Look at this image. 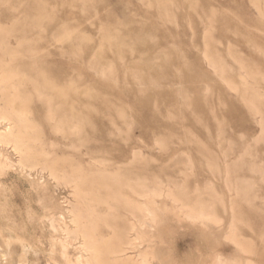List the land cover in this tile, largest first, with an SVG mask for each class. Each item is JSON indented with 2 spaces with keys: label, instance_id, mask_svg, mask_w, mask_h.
<instances>
[{
  "label": "rangeland",
  "instance_id": "rangeland-1",
  "mask_svg": "<svg viewBox=\"0 0 264 264\" xmlns=\"http://www.w3.org/2000/svg\"><path fill=\"white\" fill-rule=\"evenodd\" d=\"M93 1L86 0L85 5V1L82 2L80 0H0V24L3 31L6 30L5 28H9L6 33H10L8 36L4 35L9 38H0L5 39V42L8 41L7 43H9L10 47L14 48L17 46V40L23 37L35 36L29 38L35 41L38 40L37 42L31 41L33 44L30 43V46L26 45L27 47L24 46L23 49L20 47V50L22 49L25 52L24 61H26L24 62L22 59V61L16 60L17 63L14 62L20 65L21 69L18 67L19 71L24 69L29 73V71L33 70L30 66L32 61L28 59L32 53L25 50L28 47L38 48L41 45L39 48L42 50L40 51L41 58L37 61V64L39 68L44 66L41 68V73L44 72L46 76L50 75V78L52 77L50 79L47 76V80L49 79L54 84L57 83L56 86H59V90L63 85L65 87H63V91L67 89L68 93L70 90L72 92L74 87L76 89L79 87L80 90L77 92L78 90L74 89V93H69L71 96L68 94L64 97L65 99L60 98L59 100L58 92L52 94L57 98V101L53 102L54 105L51 103L53 107H51L52 113L54 114L55 112L52 117H50L52 115L50 114L51 110L47 107L50 102L49 97L52 96L51 93L48 96L46 95L48 99L45 98L46 93H44V98L41 95L40 98L42 97V99L40 100L39 98L40 101L38 100V103L35 100L27 107L31 110L30 119L34 127H36L35 132L37 131L38 133V136L37 133H33L34 136H37L38 142H35L34 153H32L33 155L31 154L33 159H28L29 162L31 161L30 163L27 162L28 160H23L21 153L12 145L0 144V264H69L62 259L59 252L53 250L60 239L58 237L63 238L64 233L60 232L55 235L50 229L51 225L48 217L57 211L70 213L73 210L76 212V208L80 207L78 209H81L84 207L83 204L86 205L88 202L87 199L84 200L86 201L85 203H83L84 201L80 202L82 199L79 200L74 183L69 182L72 180L71 175H73L74 170H82L80 172H84L83 175L93 181L96 179L95 176L101 174V171L105 168L104 166H109L113 173H121L119 170L124 169L122 174H119L121 179H127L132 173L133 175L131 174L130 176H133L131 177L133 180L129 179L131 180L130 182L140 180L141 182L138 181V184L142 183L145 186L148 184L147 188L150 191L153 190L150 188H154L155 192H152L155 196L158 194V190L160 194L163 193L160 191H166L162 195L158 194L155 197V204H157L154 205V209L157 208V221L150 224V226L141 227V223H137V217L135 219L131 214L125 215L121 206L117 207V212L115 211L118 215L115 218L113 217V219L112 217L110 218L112 219L110 224L112 223L111 225H113L115 232L120 237L122 236L121 238L127 233L128 219L137 223L138 229L131 231L132 233H129L130 236L128 235L134 245L125 246V254L121 256L123 260L135 262L142 261L145 258L148 264H221L223 258H228L236 262V264L239 261L243 264H248L249 262V264H264V0H164L168 2L167 4L159 0V6H157L158 3H155L157 0H150V4L154 3L151 6L147 0ZM171 1L176 3V9ZM72 2L74 3L72 4ZM160 3L161 9H159ZM163 4L165 6L169 4L166 6L168 8ZM45 5L46 8H50L47 10L43 7ZM258 5H261V7ZM37 9L40 10L38 11ZM164 9L167 11H163ZM160 12H165L164 14H167L166 17L168 15L170 18L172 17L168 19L171 22ZM41 15L42 17H48L44 19L45 23L42 21ZM31 16L32 18H37L38 20L36 19V21H41L42 23L40 22L39 24L42 27L40 25L39 28V26H35L36 24H32ZM163 17L165 18L163 19ZM28 19L32 21L28 23L31 22L32 26L35 27L33 32L30 30L33 29L32 26L27 23ZM164 20L168 22L166 23ZM172 23L174 24L172 25ZM64 24L66 25L64 26ZM27 25L31 26L30 29L28 27V31ZM16 26H18L17 29L22 31H18ZM22 26H25L24 29H21ZM63 26L64 29L67 26L69 30H64ZM41 28H45L44 32L40 31L42 30ZM10 29L11 31H9ZM66 30L68 31L67 33L72 35L70 37L72 44L69 43L70 40L65 42L67 45L63 42L65 40L60 41L61 33L64 35ZM57 31L59 32L57 33ZM114 31H118V35ZM141 31L143 36L140 34ZM40 32H43V38ZM78 32L82 35H79ZM103 32H106V34H103ZM11 33L14 36H11ZM33 33H36L37 36ZM107 34L108 37H104ZM38 36L39 38H37ZM53 36H56L55 39L58 38L59 41L52 40ZM85 36H88L87 39L91 43L85 39ZM145 36L147 37L145 38ZM75 37L76 39H74ZM106 37L109 39L108 43ZM120 37L122 38L121 40ZM150 37L152 39L149 40L148 38ZM115 38L116 41L119 40L120 42L117 41L115 43ZM8 39H11L10 42ZM42 39H45L46 44L41 43L44 42ZM93 39L94 42H92ZM151 40L153 42H150ZM74 41L79 42L77 44ZM141 41H143L142 44ZM80 42H85V46ZM110 42L114 45L117 44L114 48L111 45L112 51H110L111 46L108 50ZM118 45L123 47L122 53H120L121 49L117 47ZM72 46L73 48L77 47V49L79 46L80 50L74 49L75 53H73ZM103 47L105 48L104 50ZM82 49L83 52L81 51ZM98 49L101 50L99 51ZM102 50L103 54L101 53ZM78 51L81 52L79 53ZM207 51L208 55L206 54ZM95 52L99 53L96 55ZM111 52L115 56H112ZM67 53H73L70 57H75L74 60L73 58L70 59ZM76 53L79 55L77 58L82 56L84 58H81V60H79L80 58L77 59ZM117 53L121 55L119 56L121 59L116 55ZM100 54L101 56L98 57ZM1 55L2 53H0ZM166 57L167 59L165 60ZM209 57L212 58L210 59ZM208 58L211 62L208 61ZM102 59L105 61H101ZM158 59H161L160 61L162 62L158 61ZM7 60L8 58L6 57L4 59L5 63L8 62ZM77 60L78 62H76ZM138 60L141 63H146V66L145 64L142 65ZM20 61L21 64L19 63ZM90 62L92 63L91 65ZM111 62H114V65ZM156 62H159V64L154 65ZM8 63L15 67L17 66L13 62ZM108 63H111L113 67L110 68ZM102 65H106L105 69H103L104 66L101 67ZM95 66H97L96 69L98 68L97 71H95ZM221 67L225 72L223 70L219 71L222 69ZM113 68L114 73L112 72L113 74H111L110 71ZM128 68L129 70H127ZM162 68L164 71H161ZM130 69L135 71L131 72ZM141 70H143V73L142 76H139V72L140 74L142 72ZM149 70L152 71L150 72ZM176 70L179 74L176 73ZM46 71H49L48 74ZM102 71L110 74L108 75L106 72L104 74ZM99 72L103 74L101 73L100 75ZM144 72L147 77H145ZM219 72L223 73L220 74ZM31 74H33V71ZM135 74L137 78L133 76ZM102 75L107 76V78ZM110 75H115L114 77L117 79L113 76L111 77L116 82L119 80V84L115 83L114 80L113 82L112 79L109 80L111 77L108 76ZM157 76L160 78H157ZM78 78H80L79 81ZM52 79H55L56 82ZM136 79L140 81L137 82ZM78 82L81 84L78 85ZM68 84L71 85V88ZM139 84H142L143 88ZM161 85L162 87H160ZM148 86H151L149 90ZM152 86H156V88L153 89ZM157 88H160V90L156 91ZM89 89L95 93L97 91L96 94L98 96L96 94H94L95 97L97 96L96 98L91 96L94 92ZM23 90L26 91L24 88ZM83 90L84 92L87 91L86 94L81 92ZM139 91L141 94L138 95ZM179 92L182 93L179 94ZM87 93H91V98ZM1 95L0 104L1 107H4L7 96L4 95L3 97V93ZM105 97H107V100ZM252 97L255 99H252ZM92 98L96 103L93 102ZM136 98L138 99L136 100ZM256 98H259V100ZM44 99H47V101ZM61 100H64V103L62 102L64 105L61 104L62 108L57 109ZM67 100L68 104L66 103ZM1 101L3 102L1 103ZM43 101L46 103H43ZM71 101H74L72 103L74 105L71 104ZM257 103L256 107L258 106L257 108L262 112L263 120L260 119L259 115L251 111L250 106ZM112 104L115 105L112 106ZM64 106H67L68 109ZM45 107L47 108L45 109ZM72 107L75 108L73 109ZM155 107L159 111L158 109L156 111ZM77 108L79 111L82 110L80 114L82 116L83 113L87 120L85 117L83 119L80 116L83 119L81 121L82 119L79 116L77 117L78 113L75 114L78 112ZM54 109L58 113L61 110L60 114L62 115L67 110L65 114L69 116L66 117H69V121L72 118L70 123L66 120V125V121H63L66 118L65 115H59ZM46 111L49 113L47 114ZM87 111H93L91 112L93 117ZM95 111L96 113H94ZM119 111L124 112L123 115ZM211 111L214 113L212 112L213 114H211ZM70 112H73L72 117H70L72 115ZM124 114L126 117H124ZM167 115L171 117H169L170 121ZM211 115L214 116L211 117ZM59 116L62 118H59ZM75 117L79 118L80 125L84 123L83 127L85 126L87 129L80 127ZM122 117L123 119L120 120ZM89 118L93 122L90 121L92 123L89 122L90 125L87 123L88 126L86 122L89 121ZM59 119H62L63 122H61L64 123V127L61 122H58L60 121ZM165 119L167 120L165 121ZM72 121H75L76 123H74L78 127ZM260 121L262 122L260 123ZM51 125L53 126L52 128ZM71 125H74V127L72 126L73 132L70 129L72 128ZM90 126H93V128H90ZM5 127L6 122L0 120V132H3ZM74 129H78L79 132L74 134V131H77ZM189 130L191 131L189 132ZM81 133L82 135H79ZM80 136L82 138L78 139ZM192 141H194V144ZM98 142L100 143L98 144ZM195 142L198 144L196 145ZM162 143L163 145H161ZM167 145L169 146L167 147ZM204 146L208 147V150L205 149L207 151L204 150ZM164 147L168 149L166 150ZM35 155H40L38 156L40 158L36 157L35 159ZM36 160L38 161L32 162ZM87 171L93 174L87 173V175ZM123 173H125L124 178L122 176L124 175ZM102 178L100 177V179ZM143 179L147 181L144 180V182ZM88 181L90 182L91 180ZM135 183L133 184L135 185ZM158 185L163 187L159 189ZM111 189L117 190L114 186ZM168 191H172L171 193L174 191L173 194L180 198L184 195L181 199L185 203H197L200 208H204L207 205V209L205 207L204 211L208 210V213H205L208 215V219L203 223L195 219L186 218L181 212L179 202L173 203L172 199L168 197V194H170ZM76 201H79L78 204L81 203L82 207L78 206ZM199 201L203 202L204 205L202 204V206ZM101 206L102 204L95 206V208L97 207L96 210L100 215H105L106 210L104 209H106V206L103 205L105 207L102 208ZM121 209L122 211H120ZM123 215L128 219L122 218ZM103 225L104 227H102ZM102 226L99 229L102 237L105 240H114L112 242L118 244L119 238L115 239L112 230L109 231L110 229H108L109 227L106 224H102ZM231 229L235 230L236 236L234 235V238L239 244H235L233 238V242L230 240L233 237L230 236ZM70 256L72 259L75 258L74 250H71Z\"/></svg>",
  "mask_w": 264,
  "mask_h": 264
},
{
  "label": "bare ground",
  "instance_id": "bare-ground-1",
  "mask_svg": "<svg viewBox=\"0 0 264 264\" xmlns=\"http://www.w3.org/2000/svg\"><path fill=\"white\" fill-rule=\"evenodd\" d=\"M70 1H72V0H70ZM80 1H82V2H84L85 1V5H86V0H80ZM91 1H93V0H91ZM147 1H149V4L151 3V1L150 0H147ZM153 1H155V0H153ZM158 1V2H157ZM155 3H158V5L157 6H159V0H157ZM161 2L162 1H164V0H160ZM168 1V0H167ZM174 1V0H173ZM191 1V0H190ZM253 1V0H252ZM94 2V1H93ZM93 2H90V3H93ZM166 4L168 3V2H166V1H164ZM170 2V1H169ZM172 2V1H171ZM259 2V1H258ZM47 3H49V2H47ZM66 3V2H65ZM74 2H72V4H73ZM172 3H174V2H172ZM50 4V3H49ZM71 4V3H70ZM170 4V3H169ZM168 4V5H169ZM175 4L176 3H174V6H175ZM47 5V4H46ZM46 5L45 6H43V7H45L46 8ZM88 5V4H87ZM147 5V4H146ZM151 5H154V3H152V4H150V6ZM164 6H165V4H163ZM163 5H162V7H163ZM168 5H166V6H168ZM63 6H64V4H63ZM73 6V5H72ZM83 7H86V6H84V5H82ZM92 6V5H91ZM149 6V7H150ZM165 6V7H166ZM173 6V7H174ZM258 6H260L261 7V5H258ZM65 7V6H64ZM66 7H67V4H66ZM94 7V6H93ZM148 7V6H147ZM153 7V6H152ZM176 7L177 6H175L174 8L176 9ZM42 8V7H41ZM40 8V9H41ZM48 8H50V7H48ZM48 8H46L47 10H48ZM70 8V7H69ZM151 8V7H150ZM166 8H168V7H166ZM170 8V7H169ZM173 8V9H174ZM39 9V10H40ZM43 9V8H42ZM82 9H84V8H82ZM89 9V8H88ZM146 9H148V8H146ZM153 9V8H152ZM159 9H161V3H160V8ZM158 9V10H159ZM260 9V8H259ZM38 10V9H37ZM38 10V11H39ZM47 10H45V11H47ZM75 10V9H74ZM94 10V9H93ZM151 10V9H150ZM194 10V9H193ZM33 11H35V10H33ZM88 11V10H87ZM94 11H96V10H94ZM152 11V10H151ZM160 11V10H159ZM163 11H167V10H163ZM179 11V10H178ZM40 12H42V11H40ZM40 12H39V14H40ZM170 12V11H169ZM262 12V11H261ZM34 13V12H33ZM52 13V12H51ZM160 13H162V12H160ZM165 13V12H164ZM164 13H162V14H164ZM168 13V12H167ZM260 13V12H259ZM37 14V13H36ZM84 14V13H83ZM170 14V13H169ZM42 15H44L43 13H42ZM42 15L40 16V17H42ZM48 15V14H47ZM165 15V14H164ZM167 15V14H166ZM166 15H165V17H166ZM197 15V14H196ZM214 15V14H213ZM38 16V15H37ZM46 16V15H45ZM48 16H50V15H48ZM84 16V15H83ZM97 16V15H96ZM165 17H163V19L165 18ZM215 17V16H214ZM31 18H32V16H31ZM45 18H48L47 16L46 17H42V21H44V19ZM161 18V17H160ZM167 18V20L168 19H171L170 17H169V15H168V17H166ZM37 19V18H36ZM36 19H35V17H33L31 20L33 21H31V20H29L28 19V21H27V23L29 22V21H31L32 22V24H36L35 26H39V28H40V25L41 24H39L40 22L39 21H36ZM50 19V18H49ZM54 19H56V18H54ZM174 19H176V18H174ZM38 20V19H37ZM40 20V19H39ZM26 21V20H25ZM50 21H51V19H50ZM165 21V20H164ZM169 21V20H168ZM167 21V22H168ZM31 22L30 23H28L29 25H31L32 26V24H31ZM166 22V21H165ZM166 22V23H167ZM169 22H171V21H169ZM211 22V21H210ZM26 23V22H25ZM42 23V22H41ZM44 23H45V21H44ZM43 23V24H44ZM47 23V22H46ZM64 23V22H63ZM174 23H172V25H173ZM191 24V23H190ZM45 25V24H44ZM43 25V26H44ZM51 25V24H50ZM66 24H64V26H65ZM90 25V24H89ZM132 25V24H131ZM205 25V24H204ZM212 25V24H211ZM210 25V26H211ZM18 26H20V25H18ZM18 26H16V29L18 28ZM31 26H28L27 25V31H28V27H29V29L31 28ZM64 26H63V29H64ZM176 26V25H175ZM25 27V26H24ZM24 27L22 26L21 27V29L23 28L24 29ZM41 27H42V25H41ZM62 27V26H61ZM100 27V26H99ZM103 27V26H102ZM121 27V26H120ZM129 27V26H128ZM174 27V26H173ZM189 27H190V25H189ZM5 28V27H4ZM14 28V27H13ZM20 28V27H19ZM32 28L33 29H30V30H32V32H33V30H35V27H33L32 26ZM112 28V27H111ZM124 28V27H123ZM178 28V27H177ZM6 30H4L3 31V28H2V26H1V24H0V37H5L6 35L8 36V35H10V33L8 32V33H6L7 32V30L9 29H7V28H5ZM16 29H14V30H16ZM37 29V28H36ZM42 29V28H41ZM45 29V28H44ZM44 29H42V30H40V31H43ZM62 29V28H61ZM65 29H67V30H69L68 28H67V26H66V28ZM64 29V30H65ZM103 30H105L104 28H102ZM110 29V28H109ZM108 29V30H109ZM213 29V28H212ZM18 31H20V29H17ZM46 30H47V28H46ZM66 30V33H64V35H63V33H61V36L62 37H59V38H61L60 39V41H62V40H65V41H63L64 42V44H66L65 42L66 41H69L70 40V37L72 36V35H70V33H67L68 31ZM116 30H117V28H116ZM115 30V31H116ZM140 30H141V28H140ZM144 30V29H143ZM192 30V29H191ZM9 31H11V29L9 30ZM13 31V30H12ZM17 31V32H18ZM22 31V30H21ZM20 31V32H21ZM62 31V30H61ZM60 31V32H61ZM99 31V30H98ZM102 31V30H101ZM106 31V30H105ZM114 31V32H115ZM145 31V30H144ZM24 32V31H23ZM31 32V31H30ZM44 32V31H43ZM43 32L41 33L42 34V38H43ZM59 31H57V33H58ZM64 32V31H63ZM70 32V31H69ZM75 32V31H74ZM118 32V31H117ZM117 32H115L116 33V35H118V33ZM211 32V31H210ZM213 32V31H212ZM12 33H14V32H12ZM11 33V36H14L13 34ZM36 33H37V31H36ZM36 33H33V34H36ZM39 33V34H40ZM53 33H55V32H53ZM79 33V35L81 34L80 32H78ZM78 33H77V37H78ZM99 33V32H98ZM111 33V32H110ZM115 33H111V34H115ZM120 33V32H119ZM122 33V32H121ZM144 33V32H143ZM205 33V32H204ZM6 34V35H5ZM60 34V33H59ZM58 34V35H59ZM75 34V33H74ZM84 34V33H83ZM102 34V33H101ZM103 34H106V32H103ZM108 34H109V32H108ZM108 34L107 35H104V37L105 36H107L108 37ZM140 34H142V31L140 32ZM139 34V35H140ZM147 34V33H146ZM150 34V33H149ZM206 34H207V32H206ZM5 35V36H4ZM44 35L45 36H47V34L46 33H44ZM54 35V34H53ZM82 35V34H81ZM85 35V34H84ZM100 35V34H99ZM116 35H115V37H116ZM36 36H37V34H36ZM60 36V35H59ZM109 36H110V34H109ZM114 36V35H113ZM119 36H120V34H119ZM131 36V35H130ZM138 36V35H137ZM142 36H143V34H142ZM148 36V35H147ZM147 36H145V38L147 37ZM30 38L32 37V36H29ZM27 38V37H23V38H21L20 40H17V46L14 48V47H10V45H9V43H7L8 41H4L6 38H9V37H5V39L3 40V39H1V41H0V53H2V57L0 56V93L2 94L3 93V97H4V95H6L7 97H6V104H5V106L4 107H1V104H0V120H4L5 122H6V127H5V129H4V131L3 132H0V144H3V145H12L17 151H19L20 153H21V156H22V159L23 160H28V159H30V158H32L33 156H31V154L32 153H34V149H35V146L34 145H36V143L35 142H38V140H37V136H38V133H37V131L35 132V128L36 127H34V125H33V123L31 122L32 120L30 119V111L31 110H29L30 108H27L28 106H30V104H32V102L33 101H35L36 100V102L39 100V98H40V96L42 95H44V93H46L45 94V98H47L46 97V95L48 96V94L50 95V93H51V95L52 94H54V93H56V92H58L59 94H57V95H59V98H58V100L61 98V99H63L64 97H66L70 92H71V90H70V88H71V85L70 84H68V85H70V88H68L69 86L68 85H65V86H68L67 88L70 90V92L68 93L66 90L67 89H65L64 91H63V85L60 87L61 89L59 90V86H56V84L57 83H53V82H51V81H49V79L47 80V76L50 78V75H47L46 76V74L43 72V73H41V68L42 67H44V66H42L41 68H39V66H38V64H37V61L41 58L40 57V51H42V50H40L39 48L41 47V45H40V47L38 46V48L36 47L37 45H39V44H37L35 47L36 48H32V47H28V49H24L25 51H27V52H29V53H32V55L28 58V59H30L32 62V64H30V66H31V68L33 69H31L30 68V66H28L32 71H33V74H31V72L29 71V73H27V71L26 70H24V69H22V70H20L19 71V69H21V67H20V65H18V64H16L17 62H16V60H21L22 61V59H23V61H24V58L26 57L25 56V52H23V47L24 46H26V45H28V46H30V43H31V41H35V40H31L30 38ZM33 37H35V36H33ZM32 37V38H33ZM55 37L56 36H53V38H52V40L53 39H55ZM82 37H84V36H82ZM88 37V36H87ZM87 37L85 36V39H87ZM102 37V36H101ZM106 37V38H107ZM139 37H141V36H139ZM149 37V36H148ZM155 37V36H154ZM205 37V36H204ZM37 38H39V36L37 37ZM36 38V39H37ZM111 38V37H110ZM114 38V37H113ZM117 38V37H116ZM116 38H115V40H114V42L116 43L117 41L118 42H120L119 40H117L116 41ZM119 38V37H118ZM124 38V37H123ZM128 38V37H127ZM126 38V39H127ZM14 39V38H13ZM47 39V38H46ZM74 39H76V37L74 38ZM92 39V38H91ZM102 39V38H101ZM103 39H105V38H103ZM122 38L120 37V40H121ZM149 40L150 39H152L151 37L150 38H148ZM9 40V42H10V40L11 39H8ZM40 40V39H39ZM43 40V39H42ZM51 40V39H50ZM51 40V41H52ZM55 40H57V41H59L58 40V38H56ZM78 40V39H77ZM83 40V39H82ZM81 40V41H82ZM88 40V39H87ZM109 39L107 38V43L109 42L108 41ZM112 40V41H113ZM143 40V39H142ZM154 40V39H153ZM38 40H36L35 42H37ZM44 42H41V43H45L46 44V42H45V39L43 40ZM46 41H48V40H46ZM71 41L72 40H70V42L69 43H71ZM84 41H86V40H84ZM88 41H90V40H88ZM87 41V43L89 44V42ZM105 41V40H104ZM131 41V40H130ZM147 41V40H146ZM40 42V41H39ZM74 42H76V41H74ZM77 42H79V41H77ZM76 42V43H77ZM83 42V41H82ZM82 42H80V43H82ZM92 42H94V39H93V41ZM125 42V41H124ZM123 42V43H124ZM134 42V41H133ZM139 42V41H138ZM137 42V43H138ZM142 42L143 41H141V44H142ZM150 42H153L152 40L150 41ZM85 43V42H84ZM84 43H82V44H84ZM90 43H91V41H90ZM106 43V42H105ZM111 43V42H110ZM122 43V45L124 46V44ZM31 44H33V43H31ZM49 44V43H48ZM72 44V43H71ZM70 44V45H71ZM74 44V43H73ZM78 44V43H77ZM77 44H75V45H77ZM144 44V43H143ZM147 44V43H146ZM67 45V44H66ZM91 45V44H90ZM99 45H101V44H99ZM104 45V44H103ZM102 45V46H103ZM111 45H113V48H114V46H116L117 44H113V43H111V44H109V46H108V50H109V48H110V46ZM120 45V44H119ZM117 46L118 48L120 47V46ZM121 45V46H122ZM135 45V44H134ZM139 45V44H138ZM147 45H149V44H147ZM146 45V46H147ZM31 46H33V45H31ZM84 46H85V44H84ZM88 46V45H87ZM105 46V45H104ZM127 46H128V44H127ZM143 46V45H142ZM20 47L22 48L21 50H20ZM27 47V46H26ZM56 47V46H55ZM83 47V46H82ZM81 47V48H82ZM116 47V48H117ZM126 47V46H125ZM140 47V46H139ZM172 47V46H171ZM72 48H73V46H72ZM98 48V47H97ZM115 48V49H116ZM122 48L123 47H120V53H122L121 51H122ZM126 48H129V47H126ZM145 48V47H144ZM174 48V47H173ZM39 49V50H38ZM63 49V48H62ZM74 49L76 50L77 49V47L76 48H73V51H74ZM78 49H79V46H78ZM77 49V50H78ZM105 48L103 47V50H104ZM112 49V46H111V48H110V51H112L111 50ZM80 50V49H79ZM99 51L101 50V49H98ZM97 50V51H98ZM103 50L101 51V53L103 52ZM107 50V51H108ZM132 50V49H131ZM166 50V49H165ZM57 51V50H56ZM60 51V50H59ZM66 51V50H65ZM70 51H72V50H70ZM82 52H83V49L81 50ZM80 51V52H81ZM116 52H117V50H115ZM130 51V50H129ZM134 51V50H133ZM68 52V51H67ZM79 52V51H78ZM79 52V53H80ZM119 52V51H118ZM135 52V51H134ZM73 53H75V51L73 52ZM73 53L72 54H70V53H67V54H69V57H70V55H73ZM97 53H99V52H95V54L97 55ZM133 53V52H132ZM131 53V54H132ZM208 53V51L206 52V54ZM49 54V53H48ZM66 54V55H67ZM83 54V53H82ZM95 54H93L94 56H96ZM103 54V53H102ZM111 54H112V56H115V55H113V53L111 52ZM126 54V53H125ZM27 55V54H26ZM104 55H105V53H104ZM118 57L119 56H121V55H119L118 53L116 54ZM124 55V54H123ZM143 55V54H142ZM161 55V54H160ZM164 55V54H163ZM208 55V54H207ZM43 56V55H42ZM68 56V55H67ZM76 58H77V56H79V55H77V53H76ZM93 56V57H94ZM99 56H101V54L100 55H98V57ZM103 56V55H102ZM106 56V55H105ZM141 56V55H140ZM165 56V55H164ZM167 56V55H166ZM205 56V55H204ZM8 58V62H10V63H14V62H16V63H14V64H16L17 66L15 67V66H13L12 64H9L8 62L7 63H5L6 61H4V59L5 58ZM61 57H62V55H61ZM60 57V58H61ZM64 57V56H63ZM107 57V56H106ZM117 57V58H118ZM145 57V56H144ZM158 58H159V56H157ZM161 57V56H160ZM169 57V56H168ZM172 57V56H171ZM206 57V56H205ZM44 58H45V56H44ZM48 58V57H47ZM71 58H73V60H74V58L75 57H73V56H71L70 57V59ZM80 58V57H79ZM79 58H77V59H79ZM81 58H84V56H82ZM81 58L79 59V60H81ZM96 58V57H95ZM103 58V57H102ZM120 58V57H119ZM122 58H123V56H122ZM132 58V57H131ZM133 58H134V55H133ZM142 58V57H141ZM154 58V57H153ZM170 58V57H169ZM173 58V57H172ZM210 58V57H209ZM208 58V59H209ZM212 58V57H211ZM210 58V59H211ZM27 59V58H26ZM99 59V58H98ZM97 59V60H98ZM101 59V58H100ZM104 59V58H103ZM103 59L101 60V61H103ZM121 59V58H120ZM167 59V57L165 58V60ZM207 59V60H208ZM210 59L208 60V61H210ZM69 60V59H68ZM83 60V59H82ZM96 60V61H97ZM109 60V59H108ZM161 60V59H160ZM159 59H158V61H160ZM164 60V61H165ZM169 60V59H168ZM21 61L19 62L20 64H21ZM26 61V60H25ZM24 61V62H25ZM28 61V60H27ZM91 61V60H90ZM95 61V62H96ZM105 61V60H104ZM103 61V62H104ZM107 61V60H106ZM124 61V60H123ZM138 61H140V60H138ZM155 61V60H154ZM156 61H157V59H156ZM44 62V61H43ZM76 62H78V60L76 61ZM83 62V64H84V60L82 61ZM92 62V61H91ZM90 62V65L92 64ZM108 62V61H107ZM109 62H110V60H109ZM160 62H162V61H160ZM211 62V61H210ZM106 63V62H105ZM112 64L114 63V62H111ZM111 63H108V64H110V68L111 67H113V66H111L112 64ZM140 63H141V61H140ZM149 63V62H148ZM154 63V62H153ZM216 63V62H215ZM79 64V63H78ZM88 65H89V63H87ZM96 64H97V66H98V63L96 62ZM108 64H106V65H108ZM116 64V63H115ZM125 64V63H124ZM142 65L143 64H145V66H146V63H141ZM157 64H159V62H156V64H154V65H157ZM170 64H171V62H170ZM211 65H212V63H210ZM23 65V64H22ZM21 65V66H22ZM29 65V64H28ZM40 65V64H39ZM89 65V66H90ZM94 65V64H93ZM92 65V66H93ZM106 65L104 66V65H102L101 67H103L104 66V68L103 69H105V67H106ZM114 65V64H113ZM121 65V64H120ZM132 65H134V66H136L135 64H132ZM141 65V66H142ZM152 65V64H151ZM161 65V64H160ZM166 65V64H165ZM164 65V66H165ZM168 65V64H167ZM88 66V67H89ZM97 66H95V69H96V67ZM122 66V65H121ZM137 66H138V64H137ZM159 66V65H158ZM18 67H19V69H18ZM27 67V69L29 70V68ZM87 67V68H88ZM108 67V66H107ZM116 67V66H115ZM123 67V66H122ZM157 67V66H156ZM162 67V66H161ZM161 67H160V69H161ZM215 67H217L216 65H215ZM109 68V67H108ZM108 68H107V70H108ZM154 68V67H153ZM158 68V67H157ZM222 68V67H221ZM101 69V68H100ZM103 69H101V70H103ZM132 69V68H131ZM130 69V71L131 72H133V71H135V70H131ZM160 69H158V70H160ZM165 69V68H164ZM217 69H218V67H217ZM216 69V70H217ZM220 69V68H219ZM24 70V71H23ZM44 70H46V69H44ZM44 70H42V71H44ZM92 70V69H91ZM98 70V68L95 70V71H97ZM100 70V71H101ZM110 70H112V69H110ZM115 70H116V68H115ZM126 70V69H125ZM127 70H129V68L127 69ZM147 70V69H146ZM223 70V68L221 69V70H219V71H222ZM26 71V72H25ZM75 71V70H74ZM93 71V70H92ZM114 68H113V70L112 71H110V73L111 74H113L114 72ZM117 71V70H116ZM138 71H139V69H138ZM142 72H141V74H140V72H139V76L141 75L142 76V73H143V70H141ZM150 71V70H149ZM148 71V72H149ZM152 71V70H151ZM150 71V72H151ZM161 71H164L163 70V68H162V70ZM177 71V70H176ZM47 72V71H46ZM49 72V71H48ZM48 72H47V74H48ZM94 72V71H93ZM103 72V71H102ZM101 72V73H102ZM106 72V71H105ZM105 72H103L104 74H105ZM113 72V73H112ZM154 72H155V70H154ZM167 72V71H166ZM223 72H225L224 70H223ZM223 72H221V73H223ZM75 73V72H74ZM101 73L99 72V74L101 75ZM102 73V74H103ZM107 73V72H106ZM109 73V74H110ZM137 74H138V72H136ZM160 73H162V72H160ZM177 74H179V72L177 71L176 72ZM220 73V72H219ZM218 73V74H219ZM220 73V74H221ZM31 74V75H30ZM98 74V75H99ZM108 74V73H107ZM108 74V75H109ZM132 74V73H131ZM134 74V73H133ZM155 74H156V72H155ZM97 75V74H96ZM116 75V74H115ZM114 75V76H115ZM144 75H145V72H144ZM159 75V74H158ZM52 76V75H51ZM103 76V75H102ZM111 76H113V75H110V76H108V77H111ZM113 76V77H114ZM117 76V78H119L118 77V75H116ZM126 76V75H125ZM135 78H137L136 77V74L135 75H133ZM132 76V77H133ZM150 76H151V74H150ZM162 76V75H161ZM175 76V75H174ZM179 76V75H178ZM81 77V76H80ZM103 77H105V76H103ZM145 77H147L146 75H145ZM159 76H157V78H158ZM176 77V76H175ZM52 78V77H51ZM50 78V79H51ZM105 78H107V76L105 77ZM114 78H116V77H114ZM114 78H109V80L110 79H112V81L114 80L115 81V79ZM116 78V79H117ZM140 78V77H139ZM152 78V77H151ZM160 78V77H159ZM166 78V77H165ZM82 79V78H81ZM84 79V78H83ZM132 79H134V78H132ZM141 79V78H140ZM143 79V78H142ZM176 79V78H175ZM223 79V78H222ZM53 81L55 80V79H52ZM73 80V79H72ZM76 80V79H75ZM80 80V78H78V81ZM107 80V79H106ZM137 80V79H136ZM136 80H135V82H136ZM153 80V79H152ZM224 80V79H223ZM245 80V79H244ZM69 81H70V79H69ZM113 81V82H114ZM138 81H140L139 79L137 80V82ZM142 81V80H141ZM54 82H56V80L54 81ZM66 82V81H65ZM73 82V81H72ZM75 82V81H74ZM118 82H119V80H118ZM118 82H116L115 81V83H118ZM134 82V83H135ZM246 82H247V79H246ZM246 82H244V83H246ZM70 83H71V81H70ZM76 84H77V82H75ZM79 83V82H78ZM142 83V82H141ZM150 83V82H149ZM148 83V84H149ZM156 83V82H155ZM158 83H161V82H158ZM248 83V82H247ZM72 84V83H71ZM81 83H79L78 85H80ZM113 84V83H112ZM119 84V83H118ZM125 84V83H124ZM136 84V83H135ZM142 84H144V83H142ZM142 84H139V85H142ZM145 85V84H144ZM153 85V84H152ZM155 85H157V84H155ZM231 85V84H230ZM246 85V84H245ZM74 86H76V85H74ZM114 86H116V85H114ZM127 86V85H126ZM125 86V87H126ZM89 87H90V85H89ZM122 87H124V86H122ZM128 87V86H127ZM139 87V86H138ZM145 87V86H144ZM147 87V86H146ZM149 87H151V86H148V90H149ZM153 87V89H155L156 88V86H152ZM158 87H159V85H158ZM160 87H162V85L160 86ZM236 87V86H235ZM23 88L24 89H26V91L25 90H23ZM65 88V87H64ZM72 88H73V86H72ZM141 88H143V85L141 86ZM176 88V87H175ZM180 88H182L181 86H180ZM231 88L233 89V87L231 86ZM74 89H76L75 87H74ZM74 89H72V92L74 93ZM93 89V88H92ZM76 90H78L77 92H79L80 90H79V87H78V89H76ZM89 90H91V89H89ZM89 90H88V92H89ZM94 90V89H93ZM93 90H91V91H93ZM120 90V89H119ZM147 90V91H148ZM160 90V88L158 89L157 88V90L156 91H159ZM162 90V89H161ZM182 90H183V88H182ZM181 90V91H182ZM238 90V89H237ZM236 90V91H237ZM46 91V92H45ZM66 91V92H65ZM90 91V92H91ZM138 91V90H137ZM146 91V92H147ZM177 91H179V90H177ZM48 92V93H47ZM67 93V94H65V93ZM71 92V93H72ZM81 92H83V93H85L86 94V92L87 91H85L84 92V90L83 91H81ZM94 92V91H93ZM93 92H91V93H93ZM142 92V91H141ZM184 92V91H183ZM238 92V91H237ZM90 93V94H91ZM96 93H97V91H96ZM95 92L93 93V94H91V96H93V97H95L94 96V94H96ZM144 93V92H143ZM176 93V92H175ZM180 93H182V92H179V94ZM0 94V95H1ZM80 94H82V93H80ZM87 94H89V93H87ZM90 94H89V97H90ZM99 94V93H98ZM139 94H141L140 93V91H139V93H138V95ZM146 94V93H145ZM179 94H177L178 96H179ZM56 95V94H55ZM70 95V94H69ZM73 95H75V94H73ZM78 95V94H77ZM97 95V94H96ZM2 96V95H1ZM53 96V95H52ZM52 96H50V97H52ZM71 96V95H70ZM80 96V95H79ZM82 96H83V94H82ZM98 96V95H97ZM96 96V97H97ZM102 96V95H101ZM49 97V103L47 104V107L48 108H50V110H51V107H52V104H53V102L56 100L57 101V98L56 97H52V98H50ZM88 97V98H89ZM95 97V98H96ZM100 97V96H99ZM98 97V98H99ZM104 97V96H103ZM137 97V96H136ZM143 97H145V96H143ZM180 97V96H179ZM43 98H44V96H43ZM54 98H56V99H54ZM69 98V97H68ZM67 98V99H68ZM72 98V97H71ZM75 98H77V97H75ZM91 98V97H90ZM89 98V99H90ZM107 97H105V99H106ZM187 98V97H186ZM186 98H183V99H186ZM5 99V98H4ZM42 99V97L40 98V100ZM48 99V98H47ZM47 99H44V100H46L47 101ZM65 99V98H64ZM100 99V98H99ZM138 98H136V100H137ZM140 99H141V96H140ZM245 99V98H244ZM247 99V98H246ZM248 99H249V97H248ZM248 99H247V101H248ZM252 99H255V98H253L252 97ZM251 99V100H252ZM256 99H258L259 100V98H256ZM1 100H2V98H1ZM39 100V101H40ZM70 100V99H69ZM73 100V99H72ZM92 100H93V98H92ZM98 100V99H97ZM104 100V99H103ZM107 100V99H106ZM144 100H145V98H144ZM250 100V99H249ZM257 100V101H258ZM64 101V100H63ZM62 100H61V103H59L57 106V109L59 108L60 109V107L62 106L61 104H63L64 102H63ZM98 101H101V100H98ZM142 101H143V98H142ZM188 101V100H187ZM3 101H1V103H2ZM63 102V103H62ZM66 102V101H65ZM76 102V101H75ZM93 102H95L94 100H93ZM155 102V101H154ZM249 102V101H248ZM253 102H254V100H253ZM256 102V101H255ZM260 102V101H259ZM38 103V102H37ZM39 103H41V102H39ZM43 103H46L45 101H43ZM43 103H42V105H43ZM52 103V104H51ZM67 104H68V100H67V102H66ZM72 103H74V101L72 102L71 101V104ZM96 103V102H95ZM107 103V102H106ZM110 103V102H109ZM185 103H187V102H185ZM189 103V102H188ZM250 103V102H249ZM55 104H57V103H55ZM78 104V103H77ZM76 104V105H77ZM105 104V103H104ZM4 105V104H3ZM46 105V104H45ZM54 105V104H53ZM64 105V104H63ZM72 105H74V104H72ZM76 105H75V107H76ZM108 105V104H107ZM115 105V104H114ZM113 104H112V106H114ZM256 105H258V103L257 104H253V105H251L250 106V108H251V111L253 112V113H255L256 115H259L261 118L260 119H262L263 120V118H262V112L259 110V108H257L256 107ZM44 106V105H43ZM68 106V105H67ZM65 107V108H67L68 109V107ZM69 106H70V103H69ZM84 106V105H83ZM86 106V105H85ZM188 106V105H187ZM47 107H45V109L47 108ZM56 107V106H55ZM54 107V108H55ZM71 107V106H70ZM69 107V108H70ZM75 107H72L73 109L75 108ZM94 107V106H93ZM103 107H104V105H103ZM156 107H157V105H156ZM156 107H155V110L157 111V109H156ZM191 107V106H190ZM208 107V106H207ZM206 107V108H207ZM53 108V107H52ZM62 108V107H61ZM65 108H63V109H65ZM71 108V109H72ZM80 108V107H79ZM87 108V107H86ZM92 108V107H91ZM95 108V107H94ZM111 108H113V107H111ZM129 108V107H128ZM131 108V107H130ZM192 108V107H191ZM190 108V109H191ZM210 108V107H209ZM62 109V110H63ZM72 109V110H73ZM107 109V108H106ZM115 109V108H114ZM127 109V108H126ZM187 110H188V108H186ZM211 109H212V106H211ZM54 110H56V109H54ZM91 110V109H90ZM92 110H93V108H92ZM96 110V109H95ZM109 110V109H108ZM111 110V109H110ZM66 111L67 110H65V113H66ZM70 111V110H69ZM77 111L78 112H76L75 113V111H74V113L75 114H77L78 113V115H77V117L79 116H81V114H80V112H82V110L81 111H79L78 110V108H77ZM94 111V110H93ZM93 111H91V112H93ZM98 111V110H97ZM158 111H159V109H158ZM47 112V114L49 113L48 111H46ZM56 112H57V110H56ZM63 112V111H62ZM87 112H89V111H87ZM91 112H89L90 114H91ZM120 112V111H119ZM213 111H211V114H213L212 113ZM58 113V112H57ZM60 113H61V110H60ZM60 113H58L59 115H62V114H60ZM64 112H63V115H65V117L66 116H69V115H66ZM85 113V112H84ZM88 113V114H89ZM94 113H96V111L94 112ZM98 113V112H97ZM116 113H117V111H116ZM120 113H122V115H123V113L124 112H120ZM161 113V112H160ZM50 114H52L50 117H52L54 114H55V112H54V114L52 113V110H51V113ZM67 114H68V112H67ZM70 114H72L70 117H72L73 116V112L71 113L70 112ZM74 114V116H76ZM125 114H127V113H125ZM124 114V115H125ZM159 114V113H158ZM62 115V116H63ZM99 115V114H98ZM174 115V114H173ZM47 116V115H46ZM87 116V115H86ZM91 116L93 117V115L91 114ZM119 116V115H118ZM168 116V118L170 117L169 115H167ZM175 116V115H174ZM212 116H214V115H211V117ZM77 117H75V118H77ZM83 119H84V117H85V115L82 113V116H81ZM80 117V119H82ZM110 117V116H109ZM121 117V116H120ZM124 117H126V115L124 116ZM48 118H49V116H48ZM56 118V117H55ZM57 118H58V116H57ZM56 118V119H57ZM59 118H62V117H60L59 116ZM67 118V117H66ZM63 119V121H69L68 120V118L67 119ZM105 118V117H104ZM128 118V117H127ZM163 118H164V116H163ZM167 118V119H168ZM171 118V117H170ZM170 118L168 119L169 121H170ZM176 118H177V116H176ZM185 118V117H184ZM215 118V117H214ZM33 119V118H32ZM49 119H51V118H49ZM56 119H55V121H56ZM73 119H74V117H73ZM78 119L79 118H77V122H78V125H80V121H78ZM83 119L81 120V121H83ZM85 119L87 120V117H85ZM107 119V118H106ZM121 119H123V117L122 118H120V120ZM125 119V118H124ZM132 119V118H131ZM167 119H165V121L167 120ZM175 119V118H174ZM178 119V118H177ZM47 120V119H46ZM53 120H54V118H53ZM52 120V121H53ZM60 120V119H59ZM72 120V118H70V121ZM75 121H76V119H74ZM92 120V119H91ZM90 120V118H89V121H87L86 122V125H88L89 124V122L91 121ZM186 120V119H185ZM200 120V119H199ZM215 120V119H214ZM224 120V119H223ZM62 121V119L60 120V121H58V122H61ZM62 121V122H63ZM67 121H66V125H67ZM70 121H69V123H70ZM74 121V122H75ZM115 121V120H114ZM127 121V120H126ZM178 121V120H177ZM57 122V121H56ZM61 122V123H62ZM73 122V121H72ZM71 122V123H72ZM73 122V123H74ZM91 122H93V121H91ZM90 122V123H91ZM123 122V121H122ZM221 122V121H220ZM227 122V121H226ZM262 121H260V123H261ZM264 122V121H263ZM69 123H68V126H69ZM76 123V122H75ZM75 123H74V125H75ZM88 123V124H87ZM124 123V122H123ZM197 123V122H196ZM203 123V122H202ZM217 123V122H216ZM49 124V123H48ZM52 124V123H51ZM64 123H62V125H63ZM82 124V123H81ZM92 124V123H91ZM109 124V123H108ZM115 124V123H114ZM127 124V123H126ZM125 124V125H126ZM199 124H201V123H199ZM74 125H71V127L73 126L74 127ZM83 125H84V123H83ZM83 125H80V127L82 126L83 127ZM90 125V124H89ZM88 125V126H89ZM128 125V124H127ZM220 125V124H219ZM261 125H263V124H261ZM75 126H77V124L75 125ZM129 126H130V124H129ZM199 126V125H198ZM53 126L51 125V128H52ZM63 127H64V125H63ZM67 127V126H66ZM73 127L72 128H70V129H72V132H73ZM78 127V126H77ZM85 127V126H84ZM84 127H83V129H84ZM113 127V126H112ZM126 127V126H125ZM219 127V126H218ZM222 127V126H221ZM49 128H50V125H49ZM68 128V127H67ZM86 128V127H85ZM90 128H93V126H90ZM129 128V127H128ZM206 128V127H205ZM208 128V127H207ZM65 129V128H64ZM79 129V128H78ZM78 129H74V130H77V131H74V134L75 133H78L79 131H78ZM87 129V128H86ZM86 129H85V131H86ZM89 129V128H88ZM223 129V128H222ZM224 129H226V128H224ZM51 130V129H50ZM91 130V129H90ZM93 130V129H92ZM128 130V129H127ZM67 131H68V129H67ZM81 131V130H80ZM82 131H84V130H82ZM120 131H122V130H120ZM119 131V132H120ZM191 130H189V132H190ZM219 131V130H218ZM118 132V133H119ZM155 132V131H154ZM187 132V131H186ZM188 132V133H189ZM206 132V131H205ZM33 133H37V136H34L33 135ZM70 133H71V131H70ZM121 133V132H120ZM153 133V132H152ZM167 133H168V131H167ZM211 133V132H210ZM209 133V134H210ZM218 133V132H217ZM42 134V133H41ZM94 134V133H93ZM171 134V133H170ZM208 134V133H207ZM224 134V133H223ZM72 135V134H71ZM79 135H82V133L81 134H79ZM114 135V134H113ZM126 135V134H125ZM154 135V134H153ZM194 135V134H193ZM121 136V135H120ZM120 136H118V137H120ZM130 136V135H129ZM174 136V135H173ZM189 136H191V135H189ZM219 136H220V134H219ZM218 136V137H219ZM226 136V135H225ZM68 137V136H67ZM73 137H74V135H73ZM77 137H78V134H77ZM77 137H76V140H77ZM112 137V136H111ZM114 138H115V136H113ZM176 137L177 138H179L177 135H176ZM195 137V136H194ZM80 138H82L81 136L78 138V139H80ZM117 138V137H116ZM161 138H162V136H161ZM160 138V139H161ZM191 138H193L192 136H191ZM190 138V139H191ZM210 138H212V137H210ZM225 138V137H224ZM65 139V138H64ZM89 139V138H88ZM155 139H157V138H155ZM164 139V138H163ZM173 139V138H172ZM194 139V138H193ZM37 140V141H36ZM126 140V139H125ZM130 140V139H129ZM140 140V139H139ZM165 140V139H164ZM177 140V139H176ZM220 140V139H219ZM222 140V139H221ZM65 141V140H64ZM78 141V140H77ZM76 141V142H77ZM94 141V140H93ZM123 141V140H122ZM122 141H121V143H122ZM159 141V140H158ZM166 141H167V139H166ZM188 141V140H187ZM241 141V140H240ZM91 142V141H90ZM157 142V141H156ZM165 142V141H164ZM182 142V141H181ZM189 142H191V141H189ZM194 141H192V143H193ZM197 142H198V140H197ZM35 143V144H34ZM41 143H44V142H41ZM94 143V142H93ZM100 142H98V144H99ZM125 143V142H124ZM123 143V144H124ZM144 143V142H143ZM196 143V142H195ZM203 143H205V142H203ZM219 143V142H218ZM222 143V142H221ZM224 143H226V142H224ZM228 143H229V140H228ZM231 143V142H230ZM165 144V143H164ZM173 144V143H172ZM194 144V143H193ZM198 143H196V145H197ZM233 144V143H232ZM232 144H230V145H232ZM85 145V144H84ZM89 145V144H88ZM91 145V144H90ZM126 145V144H125ZM161 145H163V143L161 144ZM184 145V144H183ZM195 145V146H196ZM221 145V144H220ZM234 145V144H233ZM156 146V145H155ZM169 145H167V147H168ZM172 146V145H171ZM177 146V145H176ZM203 146V145H202ZM206 146V145H205ZM204 146V147H205ZM85 147V146H84ZM90 147V146H89ZM157 147V146H156ZM163 147V146H162ZM198 147H199V145H198ZM197 147V148H198ZM201 147V146H200ZM221 147V146H220ZM36 148H37V146H36ZM165 148V147H164ZM208 148V147H207ZM206 147L204 148V150L205 149H207ZM222 148V147H221ZM41 149V148H40ZM87 149V148H86ZM147 149V148H146ZM166 150L168 149V148H165ZM202 149V148H201ZM67 150V149H66ZM208 150V149H207ZM207 150H205V151H207ZM230 150H231V148H230ZM252 150V149H251ZM36 151V150H35ZM58 151V150H57ZM144 151V150H143ZM202 151H203V149H202ZM210 151V150H209ZM219 151H220V149H219ZM37 152H39V151H37ZM73 152V151H72ZM93 152V151H92ZM100 152V151H99ZM133 152V151H132ZM141 152V151H140ZM163 152V151H162ZM200 152H201V150H200ZM89 153V152H88ZM160 153V152H159ZM170 153V152H169ZM202 153V152H201ZM210 153V152H209ZM214 153V152H213ZM249 153V152H248ZM36 154V153H35ZM33 155V154H32ZM51 155V154H50ZM38 156H40V155H35V159H36V157L37 158H40V157H38ZM54 157V156H53ZM6 159V158H5ZM33 159V158H32ZM140 159V158H139ZM31 160V159H30ZM38 160H36V161H32V162H37ZM104 161V160H103ZM134 161V160H133ZM151 161V160H150ZM157 161V160H156ZM171 161V160H170ZM8 162V161H7ZM24 162H26V161H24ZM28 163H30L29 162V160L27 161ZM40 162V161H39ZM75 162V161H74ZM108 162V161H107ZM138 162V161H137ZM2 163V162H1ZM4 163V162H3ZM12 163V162H11ZM78 163V162H77ZM135 164H136V162H134ZM149 163V162H148ZM5 164V163H4ZM25 164H27V163H25ZM33 164H36V163H33ZM106 164H109V163H106ZM139 164V163H138ZM150 164V163H149ZM31 165V164H30ZM63 165V164H62ZM104 165V164H103ZM103 165H101V166H103ZM112 165V164H111ZM140 165V164H139ZM144 165V164H143ZM3 166V165H2ZM33 166H35V165H33ZM113 166V165H112ZM135 166V165H134ZM138 166V165H137ZM28 167V166H27ZM77 167V166H76ZM75 167V168H76ZM105 168H103V171H101V176L99 175V176H95L96 177V179H94L93 181H92V179H88L87 178V176H84L83 174H84V172L83 173H81L82 172V170H79V171H75L74 170V172H73V175H71L72 174V172H71V179L72 180H70L69 182H72V184L74 185V188L77 190V196L79 197V200L80 199H82V200H80V202H83L85 199H87L88 200V202L86 203V205H84L83 204V206L85 207H83V208H81V209H78V208H80V207H78L79 205L81 206V203L80 204H78V202H77V204H78V208H76V212H74L73 210L72 211H70V210H68V211H70V213H68V212H62V211H57L56 213H52L51 214V216L50 217H48L49 218V221H50V225H51V228L50 229H52V232L55 234V235H58L60 232H62V233H64V237L62 238V237H58V238H60L59 239V241L57 242L58 244L57 245H55L54 246V248H53V250L54 251H57V252H59V255L62 257V259L64 260V261H67V263H69V264H148V261H147V259H143L142 261H135V262H131V261H125V260H123L122 259V254H125L124 252L126 251V248H125V246L126 245H129V244H132V245H134L133 243H131V240L129 239V236H130V234L129 233H132L131 231H135V230H137L138 228H137V223H141V227H143V226H147V225H149L150 226V224H152V223H154L155 221H157V216L156 215H158V213L156 214V212H157V208H155L154 209V205H156L155 204V197L159 194V195H162L164 192H166V191H160V192H163V193H159L158 191H157V195L155 196L154 194H153V192L152 191H154V188H150V189H153L152 191H150L148 188H147V185L148 184H146V186L143 184L142 185V183L141 184H138V181H140V180H138V181H135L134 180V182H136L135 183V185L132 183V182H130L131 180H133V178H131V177H133V176H128L127 177V179H121V177H120V175L122 174V171L124 170H122L121 169V167H120V169L121 170H119V171H121V173H119V172H117V173H113V171H111V169H110V167L109 166H104ZM109 167V168H108ZM128 167V166H127ZM30 168V167H29ZM55 168V167H54ZM113 168V167H112ZM123 168V167H122ZM4 169V168H3ZM64 169V168H63ZM114 169V168H113ZM47 170V169H46ZM93 170V169H92ZM95 170V169H94ZM66 171V170H65ZM71 171V170H70ZM81 171V172H80ZM99 171V172H100ZM126 171V170H125ZM130 171V170H129ZM133 171V170H132ZM62 172H64V171H62ZM92 172V171H91ZM94 172V171H93ZM97 172V171H96ZM127 172V171H126ZM89 174L90 173V171L88 172H86V174ZM128 173V172H127ZM87 174V175H88ZM90 174H93V173H90ZM120 174V175H119ZM124 175H122L123 176V178H124V176H125V173H123ZM97 175V174H96ZM133 175V174H132ZM60 176V175H59ZM91 176V175H90ZM127 176V175H126ZM93 177V176H92ZM94 177V178H95ZM100 177H103L102 179H104V180H102V179H100ZM136 177V176H135ZM91 178V177H90ZM126 178V177H125ZM129 179H131V180H129ZM136 179V178H135ZM139 179V178H138ZM141 179V178H140ZM88 180H91L90 182L88 181ZM127 180H129V181H127ZM147 181L146 179H143V181ZM97 181H99V182H97ZM142 181V182H143ZM144 181V182H145ZM141 182V181H140ZM146 183H148V182H146ZM67 184V183H66ZM69 185V184H68ZM150 186H152L151 184H149ZM157 185V184H156ZM110 186V187H109ZM112 186H114V187H116L117 188V190L115 191V190H112L111 189V187ZM109 187V188H108ZM149 187V186H148ZM154 187H156V186H154ZM158 187H159V185H158ZM160 187H163V186H161L160 185ZM160 187H159V189H160ZM162 189V188H161ZM164 190V189H163ZM155 192V191H154ZM169 192V191H168ZM172 192V191H171ZM171 192H169L170 194H168V197H170L171 199H172V202L174 203H178L179 202V204H180V207H181V212H183V215L186 217V218H188V219H195V220H198V221H200V222H203L204 223V221L206 220V219H208L207 218V214H205V213H208V210L207 211H204V208L207 206H205L204 208H200L199 206H197V203H190V204H188V203H185L181 198H182V196H184V195H182L181 196V198L179 197V196H177V195H175V194H173L174 193V191H173V193H171ZM175 193H177L176 191H175ZM178 193H179V191H178ZM181 193H182V190H181ZM181 193H180V195H181ZM183 193H184V191H183ZM165 197H166V195H165ZM78 199V198H77ZM141 199H143V200H141ZM170 201V200H169ZM86 201H84L83 203H85ZM200 202V201H199ZM198 202V203H199ZM201 203V205L203 204V202H200ZM75 204V203H74ZM102 204V206H101V208L102 207H105L106 209H104V210H106V213H104L105 215H100L99 214V212L96 210V208H95V206H97V205H101ZM103 205H105V206H103ZM198 205H200V204H198ZM204 205V204H203ZM202 205V206H203ZM118 206H121V208L122 209H124V211H122V209L120 210V211H122V212H125L124 214L126 215V214H131V216L133 217H135V219H136V217H137V223H134V222H132V221H129V219L128 218H125L124 217V215L122 216V218L124 217L125 219H128L127 221L129 222L128 224H129V226L128 227H126V234H125V236H123V238H121L120 237V235L119 234H117L116 232H115V229L113 228V225H111L110 224V220H112L113 219V217L115 218L118 214L117 213H115V211L117 212V207ZM160 206V205H159ZM75 207V206H74ZM82 207V206H81ZM178 208V207H177ZM77 209H78V211H77ZM166 209V208H165ZM206 209H207V207H206ZM209 209H210V207H209ZM167 210V209H166ZM103 211V210H102ZM180 211V210H179ZM101 213H103V212H101ZM121 214H123V213H121ZM164 214V213H163ZM48 215V214H47ZM112 217V219H110ZM160 217V216H159ZM29 218V217H28ZM130 218V217H129ZM163 218V217H162ZM30 219V218H29ZM28 220V219H27ZM32 220V219H31ZM122 220H124V219H122ZM215 220V219H214ZM218 220V219H217ZM219 221V220H218ZM123 223H124V221H122ZM132 222V223H131ZM29 223V222H28ZM126 224H127V222H125ZM215 223V222H214ZM216 223H218V222H216ZM102 224H106L108 227V229H110L109 231H111L112 230V232H113V234H114V237H115V239H118L119 238V242H118V244H115L114 242H112V241H114V240H105L103 237H102V235L100 234V232H99V229H101L100 228V226H102ZM102 227H104V225L102 226ZM152 228V227H151ZM140 229V228H139ZM230 236H233V237H231V241H232V238L234 239L233 241H234V243L235 244H239V242L237 241V240H235L236 238H234L236 235H235V230H233V229H231L230 230ZM110 233V232H109ZM0 235H1V233H0ZM129 235V236H128ZM137 235V234H136ZM235 235V236H234ZM113 236V235H112ZM114 237H113V239H114ZM139 237V236H138ZM52 238V237H51ZM121 238V239H120ZM150 238V237H149ZM53 239V238H52ZM112 239V238H111ZM239 240V239H238ZM55 241H56V239H55ZM146 241H147V239H146ZM232 241V242H233ZM117 242V241H116ZM241 242H243V241H241ZM56 243V242H55ZM145 243H147V242H145ZM8 244H10V243H8ZM139 245H140V243H139ZM128 247V246H127ZM148 247V246H147ZM239 248V247H238ZM244 248V247H243ZM242 248V249H243ZM9 250V249H8ZM52 250V249H51ZM71 250H74L75 251V258L74 259H72L71 258V256H70V252H71ZM146 250V249H145ZM131 252H132V250H131ZM241 252V251H240ZM52 253V252H51ZM53 254V253H52ZM138 254H139V252H138ZM54 255V254H53ZM134 256V255H133ZM148 257V256H147ZM4 258V257H3ZM2 258V259H3ZM126 258H127V256H126ZM142 258V257H141ZM54 262H55V260H53ZM4 263V262H3ZM250 263V262H249ZM248 263V264H249ZM154 264V263H153ZM237 264H243L242 262H238Z\"/></svg>",
  "mask_w": 264,
  "mask_h": 264
},
{
  "label": "clouds",
  "instance_id": "clouds-1",
  "mask_svg": "<svg viewBox=\"0 0 264 264\" xmlns=\"http://www.w3.org/2000/svg\"><path fill=\"white\" fill-rule=\"evenodd\" d=\"M219 258V257H217ZM221 264H236V262L229 260L228 258H223Z\"/></svg>",
  "mask_w": 264,
  "mask_h": 264
}]
</instances>
